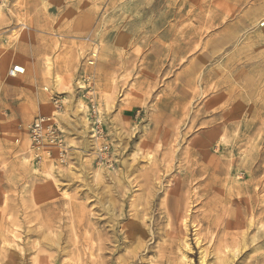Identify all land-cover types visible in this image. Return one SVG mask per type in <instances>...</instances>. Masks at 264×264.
Listing matches in <instances>:
<instances>
[{
	"label": "rangeland",
	"instance_id": "rangeland-1",
	"mask_svg": "<svg viewBox=\"0 0 264 264\" xmlns=\"http://www.w3.org/2000/svg\"><path fill=\"white\" fill-rule=\"evenodd\" d=\"M263 20L264 0H0V264H264ZM51 109L45 158L28 128Z\"/></svg>",
	"mask_w": 264,
	"mask_h": 264
},
{
	"label": "built area",
	"instance_id": "built-area-1",
	"mask_svg": "<svg viewBox=\"0 0 264 264\" xmlns=\"http://www.w3.org/2000/svg\"><path fill=\"white\" fill-rule=\"evenodd\" d=\"M262 26H264V20L262 21ZM93 61V60H91ZM81 89L86 90L85 96H87L91 111L94 116L98 115L97 105L95 102L94 94L90 86H81ZM61 99L57 98L55 104L57 107L60 106ZM100 123V121H98ZM32 148L37 152L49 151L52 152V148L60 149L61 154L65 150V140L62 129L58 126L56 122L51 123L50 119L46 116H39L34 119L28 128ZM106 150L108 147L105 148ZM39 156V155H38Z\"/></svg>",
	"mask_w": 264,
	"mask_h": 264
},
{
	"label": "bare ground",
	"instance_id": "bare-ground-1",
	"mask_svg": "<svg viewBox=\"0 0 264 264\" xmlns=\"http://www.w3.org/2000/svg\"><path fill=\"white\" fill-rule=\"evenodd\" d=\"M253 23H254V21H253ZM95 53H96V50L94 51ZM46 61H48V59L46 60ZM47 66V65H46ZM52 70V69H51ZM66 73L67 72H62V74H58L57 76H55V84H56V86L57 87H62L63 86V83H64V80H65V75H66ZM50 74V73H49ZM52 81V80H51ZM70 83V82H69ZM73 87V86H72ZM69 89H71V84H69ZM42 101H41V105H42V107H47V105L49 104V102H48V98H47V94L46 93H43L42 92ZM76 105V104H75ZM48 112H49V114H47V116L46 117H50V118H55V117H57V114H56V111L54 110V109H51V110H48ZM45 115V114H44ZM56 152V151H55ZM47 153H49V151H44V154H45V158H48V156H49V154H47ZM57 153V155H58V152H56ZM56 153H54V155L56 154ZM60 153V152H59ZM53 154V153H52ZM56 156V155H55ZM48 175H50V173H48ZM184 224V223H183ZM9 229V228H8ZM72 231V230H71ZM186 233V232H185ZM11 234V233H10ZM12 235V234H11ZM17 235V234H16ZM73 235H74V233H73ZM8 236V235H7ZM20 236V235H19ZM2 237V236H1ZM21 237V236H20ZM16 238H19V237H16ZM17 240V239H16ZM183 240V239H182ZM4 243V242H3ZM7 243V242H6ZM16 243V242H15ZM19 243V242H18ZM185 243H186V245H188V241H187V239H185ZM17 245V243L14 245V246H16ZM19 246V245H18ZM138 246H140V245H138ZM16 251V250H15ZM98 251V250H97ZM205 251V250H204ZM228 251V250H227ZM230 252V251H229ZM98 253V252H97ZM205 253V252H204ZM203 256V255H202ZM184 257L186 258V255H184ZM183 257V258H184ZM12 258H13V256H12ZM18 258V257H17ZM203 258V257H202ZM205 258V257H204ZM172 259V258H171ZM169 260V259H168ZM205 260V259H204ZM17 261H18V259H17ZM78 261H79V257H78ZM46 262H47V264H53V263H51V260L50 259H48V260H46ZM50 262V263H49ZM52 262H53V260H52ZM173 262V261H172ZM177 263V262H176ZM202 263V262H201ZM9 264H11V263H9ZM18 264V263H17ZM69 264H70V262H69ZM71 264H75L74 262H71ZM102 264V263H101ZM175 264V263H174Z\"/></svg>",
	"mask_w": 264,
	"mask_h": 264
},
{
	"label": "crops",
	"instance_id": "crops-1",
	"mask_svg": "<svg viewBox=\"0 0 264 264\" xmlns=\"http://www.w3.org/2000/svg\"><path fill=\"white\" fill-rule=\"evenodd\" d=\"M31 20V22L33 23V25L37 28V23H36V21H37V16L35 15V14H33L32 15V18L30 19ZM50 21H53L52 23H50V25H52V26H54L55 28H62L60 25L62 24V23H60V22H62V21H60V20H58L57 18H52ZM57 22V23H56ZM64 22V21H63ZM55 30V29H54ZM31 47H32V50H33V52H38V51H40L39 50V48H38V46H37V44L36 43H33V44H31L30 45ZM46 51V50H45ZM40 61V60H39ZM38 64V63H37ZM35 65V64H34ZM39 68H40V66H38ZM38 80H40L41 82H42V79L39 77L38 78ZM44 80V79H43Z\"/></svg>",
	"mask_w": 264,
	"mask_h": 264
}]
</instances>
